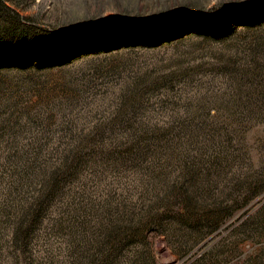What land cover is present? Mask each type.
I'll use <instances>...</instances> for the list:
<instances>
[{
    "label": "rangeland",
    "instance_id": "1",
    "mask_svg": "<svg viewBox=\"0 0 264 264\" xmlns=\"http://www.w3.org/2000/svg\"><path fill=\"white\" fill-rule=\"evenodd\" d=\"M4 30L0 264H264V0H0Z\"/></svg>",
    "mask_w": 264,
    "mask_h": 264
},
{
    "label": "trees",
    "instance_id": "2",
    "mask_svg": "<svg viewBox=\"0 0 264 264\" xmlns=\"http://www.w3.org/2000/svg\"><path fill=\"white\" fill-rule=\"evenodd\" d=\"M241 9H242L241 10L242 22L244 23L249 22V21H254L253 19H255V17H258V16H255V9L251 8L250 6H243V8ZM204 19H205V22H204L205 26H210L214 28H220L223 26L229 29L230 24L227 22H224L225 21L224 18L211 15V16H204ZM181 27H182L181 24L180 25L177 24L174 27H165L162 30L158 31V36L160 37V36H166L168 34H177L181 30ZM6 34H7L6 30H4L3 34H0V43L4 41L3 36ZM65 34L67 35L69 33L66 32ZM43 35H44V38L42 39L41 37L27 35L26 33H23L20 31L19 35H16V37H14V41L17 44H20L19 51L27 50L28 56H32L33 58H36L37 62L39 64H42L44 63V61L51 62L54 59H56L55 52H53V54H50L49 58H47L48 56L46 54V51L48 50L51 53L52 48L56 47L59 41L58 34L56 33L45 32L43 33ZM148 35L149 34H141L140 37H147V39H152V37H154L156 34L153 33V34H150L149 36ZM94 43L95 42H90L91 45H93ZM84 45H85L84 42L82 43L75 42L71 46H68V48L66 47L64 50L69 51V50H72L73 48L81 50V47H83ZM25 48H28V49H25ZM24 57L26 58L25 55Z\"/></svg>",
    "mask_w": 264,
    "mask_h": 264
}]
</instances>
